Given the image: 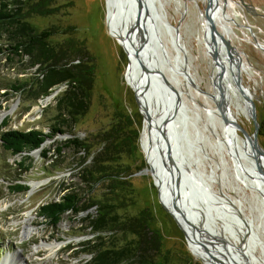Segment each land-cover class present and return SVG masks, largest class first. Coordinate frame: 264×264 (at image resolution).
Returning a JSON list of instances; mask_svg holds the SVG:
<instances>
[{
  "label": "rangeland",
  "instance_id": "1",
  "mask_svg": "<svg viewBox=\"0 0 264 264\" xmlns=\"http://www.w3.org/2000/svg\"><path fill=\"white\" fill-rule=\"evenodd\" d=\"M190 1L187 3L185 0H161V3L170 24L173 27L179 26L180 37L191 63V72L196 83L206 92L209 91L207 87L211 85L209 84L211 69L198 39L202 29L198 10L204 7L201 0H197L199 8ZM219 1L221 21L225 25V32L226 30L228 32L224 33L217 23L220 33L226 34L225 39L247 56L245 59L236 50L242 59V68L245 71L241 76L243 83L255 94L253 102L257 109L259 145L264 150V53L260 51L264 49V0H233L237 6L232 0ZM54 6L57 8L56 14L48 17L32 16L28 20L39 31L55 27L57 33L51 40L53 44L65 39L83 41L89 54L95 58V81L90 93L88 110L76 119V124L70 129L73 136L87 144V150L68 147L64 148L60 155H56V147L72 138L69 135H57L43 144V148L49 150L47 160L41 158V149L19 157L6 153L0 145V263L5 255L10 254L16 260L21 259L22 264H87L95 253L86 250L91 249V244L96 242L94 239L97 235L102 238L101 244H104V247L111 244L117 247L123 246L133 239L117 230L106 234H104L105 230L96 235L92 234L87 218L94 215L95 207L76 215L65 213L55 226L38 215L40 206L60 200L65 193L62 190L65 187L85 198L88 197L89 186L95 188L92 194L99 193L101 182L94 186L91 182L90 184L81 182L77 173L89 162L91 157L89 153L98 148L96 135L108 129L116 116H130L139 128L140 136L136 144V155L125 154L120 160L122 165L130 167L132 174L128 181L132 185V190L129 194L130 201L124 203L125 210L120 209L119 214L130 217L142 209H148L151 217L150 226L160 236V253L165 259V264H203L190 251L184 234L174 218L160 204L158 190L149 171H144L148 169L141 145L144 117L136 104L134 91L126 81L128 54L110 35L107 26L106 0H56ZM236 19L242 24L239 27L241 30H235ZM244 25H250L257 35L260 43L255 44V47L252 44L253 39L248 38L243 31L244 28L247 29ZM152 32L154 39H160V33L156 32L154 26ZM1 45L2 39L0 48ZM246 62L251 64V67ZM39 69V65L30 66L27 56L22 58L0 53V99L2 100L0 134L7 130L30 129H41L47 133L51 125H57L54 120L55 98L60 96L63 89L58 88L55 92L35 98L36 79L42 78ZM20 84L22 90L17 93L11 91V85ZM174 87L177 89L176 86ZM1 95L4 97L2 98ZM182 99L190 109L187 113L191 115L194 107L190 99L186 94L182 95ZM202 118L204 119V116ZM190 119L192 120V116ZM246 120H248L246 116L240 115L237 122L250 135L253 126ZM4 122L7 126L2 128ZM194 122L202 131L203 123L196 120ZM191 132L192 129L189 127V135ZM203 134L209 140L213 139L208 131ZM238 135L241 136L239 132ZM206 137L204 140L207 139ZM182 144V149L186 153V142L182 141ZM207 144V142L201 144L200 165H194L193 162V166H196L200 172L206 171L207 175L211 174L212 167L216 174L215 181L212 183L209 181L213 191L226 195L233 203V208L236 206L233 201H241L243 219L252 220L254 231L264 243V217L259 216L255 200L249 191L238 189L229 164L223 169L220 157L213 154ZM202 151H206L209 159L202 155ZM20 162L23 166L16 165ZM185 166L189 168L188 165ZM14 184L26 185L29 189L18 194L11 193L7 187ZM26 221H29L31 231L27 237L23 234ZM205 223L208 227L219 228L223 235L233 241L230 228L225 230L220 223L209 220ZM248 227L243 228L249 230ZM88 242L90 243L86 245L85 243ZM46 244L56 247L50 251L43 247ZM251 251L257 258L263 259L259 245L252 247ZM124 264H133V262L127 261Z\"/></svg>",
  "mask_w": 264,
  "mask_h": 264
},
{
  "label": "bare ground",
  "instance_id": "2",
  "mask_svg": "<svg viewBox=\"0 0 264 264\" xmlns=\"http://www.w3.org/2000/svg\"><path fill=\"white\" fill-rule=\"evenodd\" d=\"M143 1L149 8L148 19L145 16ZM185 1L189 3L190 0ZM190 2L198 7L197 0ZM201 2L205 7L206 0ZM232 2L237 6L236 2ZM219 4V0H212L209 13L214 18L215 29L220 33L221 28L227 34L221 21ZM106 5L110 35L128 54L126 81L135 92L144 117L141 145L148 163L147 171L158 190L160 204L173 214L187 233L190 251L203 264H264V243L254 231L252 220L243 219L241 201H233L236 205L233 208V203L226 195L213 191L211 183L215 181L216 174L212 167L211 174L207 175L206 171L200 172L193 166V162L194 165H200L201 144L207 142L209 150L220 157L223 169L229 164L238 189L250 192L257 204L259 216L264 217V164L263 173L260 175L255 167L250 136L237 122L240 115L248 118L247 102L235 84L229 61L224 57L223 42L202 27L198 39L211 69V85L207 87L209 91L205 92L196 83L191 72V63L180 37V28L170 24L161 0H106ZM198 13L201 19L203 9H199ZM237 16L239 17L238 14ZM240 25L242 24L239 22L235 23V30H241ZM153 26L156 32L160 33V39H154ZM201 26L200 22V28ZM244 26L247 29L244 28L243 31L248 38L253 39L252 44L255 47V44L260 43L257 35L250 25ZM226 34L221 32L224 38ZM232 48L230 60L241 77L242 73H245L242 59L236 52L237 49L234 46ZM260 51L264 53V49ZM238 52L246 59V54ZM249 66L251 67V64ZM142 67L147 69L146 72ZM246 89L250 101L254 103V92H250L247 87ZM183 94L187 95L194 107L191 115L187 113L190 109L182 99ZM210 94L219 104L218 107L212 103ZM176 98L181 102V109L173 117ZM165 115L172 117L167 120L161 141L157 126ZM195 120L203 123L202 131L195 126ZM189 127L192 129L191 135ZM205 131L209 132L212 140L203 134ZM204 137L207 139L204 140ZM182 141L186 142V153L182 149ZM202 155L209 159L206 151H202ZM159 156L171 169L170 177L164 170ZM208 220L220 223L225 230L230 228L233 241L223 235L219 228L208 227L205 223ZM29 224V221H26L24 225L26 229L23 234L26 237L31 234ZM244 226H249L250 229L246 230ZM256 245L261 247L263 259L257 258L251 251ZM204 246L214 253L207 251ZM43 247L52 251L56 246L46 244ZM0 264H22V260H16L7 254Z\"/></svg>",
  "mask_w": 264,
  "mask_h": 264
},
{
  "label": "trees",
  "instance_id": "3",
  "mask_svg": "<svg viewBox=\"0 0 264 264\" xmlns=\"http://www.w3.org/2000/svg\"><path fill=\"white\" fill-rule=\"evenodd\" d=\"M55 1L0 0V53L22 58L27 56L30 66H40L39 73L42 78L36 79L35 98L48 95L57 86H67L55 98L54 120L57 125H51L47 133L41 129L1 132L0 145L11 156L20 157L41 149V158L47 160L49 150L44 149L43 144L57 135H69L72 138L56 147V155H60L68 147L87 150V144L73 136L70 129L76 124V119L88 110L95 81V58L89 54L83 41L65 39L53 44L51 40L57 33L55 27L39 31L28 20L32 16L48 17L56 14ZM10 89L17 93L22 90V85H11ZM1 101L0 99V103ZM6 126L7 123L4 122L2 128ZM139 136V128L130 116H116L108 129L96 135L98 148L94 152L89 151V162L77 173L81 182H91L93 186L101 182L99 193L92 194L95 188L89 186L90 194L88 192V197L85 198L65 187L62 189L65 193L59 201L46 203L39 208L38 215L55 226L65 213L76 215L95 207L94 215L87 218L92 234L96 235L104 230L106 234L117 230L124 236L133 238L123 246L111 244L104 247L101 244L102 238L97 235L91 249L86 250L95 253L87 264H124L127 261H132L133 264H165L160 253V236L150 226L148 209H142L130 217L119 214L120 209L125 210L124 203L130 201L129 194L132 190L128 181L132 174L130 167L122 165L120 160L125 154L136 155ZM16 165L23 166L21 162ZM7 188L15 194L27 192L29 189L22 184Z\"/></svg>",
  "mask_w": 264,
  "mask_h": 264
},
{
  "label": "water",
  "instance_id": "4",
  "mask_svg": "<svg viewBox=\"0 0 264 264\" xmlns=\"http://www.w3.org/2000/svg\"><path fill=\"white\" fill-rule=\"evenodd\" d=\"M211 7H212V0H206V5L205 7L203 8V14L201 15V25L204 29H208L210 34L213 36V37H216L218 38L220 41L223 42V46H224V57L226 60L229 61V66L232 68L231 71H232V74H233V77H234V81H235V84L240 88V90L242 91L243 93V98L245 99V101L247 102V115H248V122L252 124L253 126V131L252 133H250V144H251V149H252V152H253V159H254V162H255V167H256V170L258 171V173L260 175H262L263 173V164H264V150L261 148V146L259 145V124H258V121H257V109H256V106L254 105V103H252L250 101V96H249V93H248V90L246 89L244 83H243V79L240 77V74L239 72L237 71V69L235 67H233V63L231 62L230 60V52L231 50L233 49L232 48V45L230 43L229 40L225 39L223 35H221V33H219L216 29H215V24H214V18L213 16L210 15V10H211ZM143 8H144V11H145V16L146 18L148 19L149 18V8L147 6V3L143 1ZM108 26V25H107ZM142 69L146 72L145 68L142 67ZM162 83H165L164 80H161ZM134 95H135V101H136V104L141 112V107H140V104L136 98V94L134 92ZM210 97H211V100H212V103L217 107L219 106L218 103H216V101H214V99L212 98V95L210 94ZM177 100V103H176V108H175V111L173 112L172 116L175 117V113L176 112H179L178 110L181 109L180 107V100L178 98H176ZM142 114V113H141ZM172 116H168V115H165L160 123L158 124L157 128H158V132H159V139H161V141H163V138H162V132L164 131V129L166 128L167 124H168V121ZM172 121V120H171ZM170 121V122H171ZM168 156H170V153L168 154ZM172 156V154H171ZM159 159H160V162L162 163V166L164 168L165 171H167V175L168 177H170L171 175V169L169 168V166L166 165L165 161H163L162 157L159 156ZM144 161L146 162V164L148 165L147 163V159H146V156H145V159ZM144 171L146 172L147 169H144ZM155 185V183H154ZM156 186V185H155ZM170 213V212H169ZM170 215L174 218L173 214L170 213ZM178 228L182 231V233L184 234V237L187 241V233L184 231V229L181 227V225L176 221V219L174 218ZM188 242V241H187ZM205 249L207 251H210L212 253H214V251H211L209 248H207V246H204Z\"/></svg>",
  "mask_w": 264,
  "mask_h": 264
},
{
  "label": "built area",
  "instance_id": "5",
  "mask_svg": "<svg viewBox=\"0 0 264 264\" xmlns=\"http://www.w3.org/2000/svg\"><path fill=\"white\" fill-rule=\"evenodd\" d=\"M65 87L67 88L66 85L57 86V87L54 88V90L52 92H55L58 88H62L63 90L60 92V93H62L66 89Z\"/></svg>",
  "mask_w": 264,
  "mask_h": 264
},
{
  "label": "flooded vegetation",
  "instance_id": "6",
  "mask_svg": "<svg viewBox=\"0 0 264 264\" xmlns=\"http://www.w3.org/2000/svg\"><path fill=\"white\" fill-rule=\"evenodd\" d=\"M187 165V164H186Z\"/></svg>",
  "mask_w": 264,
  "mask_h": 264
}]
</instances>
